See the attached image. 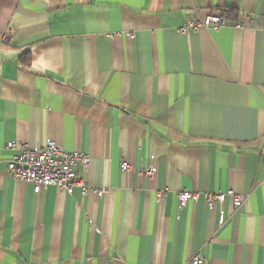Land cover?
Here are the masks:
<instances>
[{
  "label": "crops",
  "instance_id": "0c3cea01",
  "mask_svg": "<svg viewBox=\"0 0 264 264\" xmlns=\"http://www.w3.org/2000/svg\"><path fill=\"white\" fill-rule=\"evenodd\" d=\"M208 14L244 27L179 30ZM46 140L89 155L74 171L107 194L9 178L6 143ZM183 190L245 200L179 209ZM196 253L264 264V0H0V264Z\"/></svg>",
  "mask_w": 264,
  "mask_h": 264
},
{
  "label": "built area",
  "instance_id": "2783aa9c",
  "mask_svg": "<svg viewBox=\"0 0 264 264\" xmlns=\"http://www.w3.org/2000/svg\"><path fill=\"white\" fill-rule=\"evenodd\" d=\"M223 26L242 29L244 24L241 22H231L223 15L208 14L197 23L191 25L183 24L179 30L182 32H185L187 29L195 31L198 27L217 30ZM115 35L119 36V34ZM131 35L130 33L126 34L127 37ZM107 37L111 38L113 35L108 34ZM5 146L7 149L14 151L7 162L5 168L6 174L14 181L31 184L35 193L52 186L65 191L67 194H71L76 187H79L82 193L92 190L99 198L107 194L106 188L93 189L86 185L74 171V167L77 165L84 169L87 167L89 155L86 153L65 151L60 144L51 140H46L41 146L36 148H30L26 143H16L15 141L7 142ZM120 168L122 171H127L130 165L122 162ZM155 172V167L149 165L141 171V174L152 178ZM201 195L208 204H212L213 202L222 204L226 198H229L234 208L240 207L245 200L244 195L236 194L231 190L202 194L183 190L177 195L178 208L185 207L189 201H195ZM223 222L224 211L220 210L217 216V223L218 225H222ZM202 262L203 259L200 253H196L186 264H202Z\"/></svg>",
  "mask_w": 264,
  "mask_h": 264
},
{
  "label": "trees",
  "instance_id": "16d2710c",
  "mask_svg": "<svg viewBox=\"0 0 264 264\" xmlns=\"http://www.w3.org/2000/svg\"><path fill=\"white\" fill-rule=\"evenodd\" d=\"M223 14H225V15H226V14H227V13H226V11H225ZM227 18H229V16H228V15H227Z\"/></svg>",
  "mask_w": 264,
  "mask_h": 264
}]
</instances>
